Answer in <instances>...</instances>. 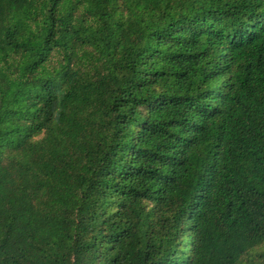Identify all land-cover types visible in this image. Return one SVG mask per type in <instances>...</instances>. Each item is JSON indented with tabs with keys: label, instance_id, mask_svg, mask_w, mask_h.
Segmentation results:
<instances>
[{
	"label": "trees",
	"instance_id": "trees-1",
	"mask_svg": "<svg viewBox=\"0 0 264 264\" xmlns=\"http://www.w3.org/2000/svg\"><path fill=\"white\" fill-rule=\"evenodd\" d=\"M0 264H264V0H0Z\"/></svg>",
	"mask_w": 264,
	"mask_h": 264
}]
</instances>
